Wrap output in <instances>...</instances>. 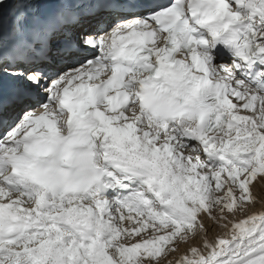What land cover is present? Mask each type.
Returning <instances> with one entry per match:
<instances>
[{
	"label": "snow or ice",
	"instance_id": "6c2138e0",
	"mask_svg": "<svg viewBox=\"0 0 264 264\" xmlns=\"http://www.w3.org/2000/svg\"><path fill=\"white\" fill-rule=\"evenodd\" d=\"M0 264H264V0H0Z\"/></svg>",
	"mask_w": 264,
	"mask_h": 264
}]
</instances>
